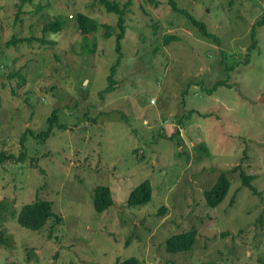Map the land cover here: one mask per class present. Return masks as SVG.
<instances>
[{
    "label": "rangeland",
    "instance_id": "rangeland-1",
    "mask_svg": "<svg viewBox=\"0 0 264 264\" xmlns=\"http://www.w3.org/2000/svg\"><path fill=\"white\" fill-rule=\"evenodd\" d=\"M110 1L130 4L117 83L100 93L117 59L115 13L98 0H0V150L17 154L22 134L26 150L22 162L0 165V264H260L264 0H175L178 10L168 0ZM80 13L113 34L82 31ZM55 17L61 27L43 35ZM165 35L176 39L164 45ZM12 37L34 39L7 45ZM224 64H233L229 86L207 94L226 77ZM16 70L23 82L10 75ZM53 110L49 136L36 138ZM235 166L254 176L260 195ZM221 172L230 189L207 207L203 192ZM146 180L150 200L129 205ZM98 185L112 197L102 212L93 206ZM36 198L50 201L60 220L20 226L21 206ZM191 228L190 251L165 250L170 235Z\"/></svg>",
    "mask_w": 264,
    "mask_h": 264
},
{
    "label": "trees",
    "instance_id": "trees-1",
    "mask_svg": "<svg viewBox=\"0 0 264 264\" xmlns=\"http://www.w3.org/2000/svg\"><path fill=\"white\" fill-rule=\"evenodd\" d=\"M97 1V0H95ZM230 1V0H229ZM98 2L104 6L106 11L113 12L117 15V20L115 23V27L117 28L118 32L115 34V51L117 52V59L115 63L111 66V72L107 76V85L101 90L100 93H108L111 92L117 81L115 80L114 73L116 70V67L119 63V60L122 56L121 54V39L124 37L125 32V15L127 13V7L130 4V1L124 4H121L117 1H110V0H98ZM168 3L170 4L172 9L178 10L176 6L175 0H168ZM231 4V2H228ZM187 13V12H185ZM189 16V15H188ZM77 22L80 27V29L86 33H93L96 32L98 29L103 28L104 33L103 37H110L113 34L114 27L109 24H99L94 19L85 16L84 14H77ZM193 23L201 27L202 32L209 36L214 37L212 34L208 33L205 30V25L201 22L194 21ZM257 25V24H256ZM61 27V22L58 20V18H54L53 20L45 22L41 27L42 34H46L48 32H56ZM254 28L256 26H253ZM252 30H254L252 28ZM251 48H254L255 45V39H254V32L251 33ZM163 44L166 45L169 40L176 39L175 36H169L165 35L162 37ZM30 37H12L8 42L7 45L15 44L17 42H25L29 41ZM247 58H249V55L246 56L245 63L247 62ZM224 62V60H223ZM233 68V64H224V69L226 73V77L224 79H219L213 83V85L209 89H204L207 94H211L216 87L218 86H229L228 84V78H229V71ZM11 76H18L19 81L23 82V77L20 75L19 70H16L15 72L10 74ZM56 111L53 110L51 112V115L48 117V125L44 131L38 132L34 134L36 138H45L49 136V133L51 132L52 127L54 124H56ZM60 128H64L65 126L63 124L58 125ZM58 127V128H59ZM28 133H31V130H27ZM173 135H177V132H174L172 135L168 136V138L173 137ZM25 136L22 134L20 139V149L17 154H14L10 151L0 150V165H4L8 162H22L23 159L26 156V150H25ZM234 171L239 170V178L241 181V184L244 187H247L251 190L253 194H258V192L255 190L254 186L251 184V180L254 178L253 175H247L245 172L240 169L239 166H235L233 168ZM230 180L227 178L226 172H221L217 179L215 180L214 184L208 188L205 189L203 192V198L205 200V203L207 207H216L220 202L223 201L225 196L227 195L229 189H230ZM151 191L152 187L149 181H143L139 185H137L130 193L129 198L127 200V203L129 205H143L147 203L151 198ZM260 195V194H258ZM262 205L264 209V197L262 198ZM112 204V197H111V191L108 186L105 185H98L94 189L93 193V206L95 211L102 212L104 211L108 206ZM4 209V205L0 204V210ZM264 212V210H263ZM17 223L27 229L30 230H40L46 222L54 218V220L59 221L60 216H58L56 213L52 211V203L48 200L44 199H38L36 198L30 203H26L21 206L17 216L15 217ZM260 219V217H259ZM196 230L191 228L188 231L179 232L173 235H170L165 242V250L169 253H175V252H187L190 251L194 245V241L196 238ZM5 244V238L0 233V247L1 245ZM261 260V259H260ZM118 264H137V260L134 257H130L126 260H123L121 263ZM260 264H264V260H261Z\"/></svg>",
    "mask_w": 264,
    "mask_h": 264
}]
</instances>
